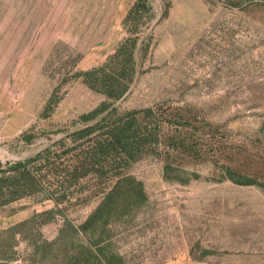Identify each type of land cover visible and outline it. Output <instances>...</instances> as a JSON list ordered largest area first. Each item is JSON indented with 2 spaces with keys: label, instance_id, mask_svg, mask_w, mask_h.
I'll return each mask as SVG.
<instances>
[{
  "label": "rangeland",
  "instance_id": "1",
  "mask_svg": "<svg viewBox=\"0 0 264 264\" xmlns=\"http://www.w3.org/2000/svg\"><path fill=\"white\" fill-rule=\"evenodd\" d=\"M133 2L0 0V163L30 157L61 129L85 124L79 116L104 97L79 73L127 36L123 19ZM146 5L149 24L119 107L167 103L194 113V132L210 150L167 174L157 157L132 162L126 173L141 189L137 204L82 231H59L60 217L40 225L45 243L27 264H264V0ZM51 206L28 197L8 202L0 230ZM95 206L66 217L78 226ZM0 243L8 259L10 240ZM12 247L7 264H25L24 241Z\"/></svg>",
  "mask_w": 264,
  "mask_h": 264
},
{
  "label": "trees",
  "instance_id": "2",
  "mask_svg": "<svg viewBox=\"0 0 264 264\" xmlns=\"http://www.w3.org/2000/svg\"><path fill=\"white\" fill-rule=\"evenodd\" d=\"M147 15L146 0H134L123 19L127 36L103 63L79 73L87 87L104 97L79 116L85 124L71 131L61 129L64 134L30 157L0 163V206L25 197L52 203L49 209L0 230V241L10 240L9 258L1 248L0 264L16 256L12 246L19 239L28 248L20 261L27 264L38 260L45 243L38 228L56 217L61 218L59 231L72 227L82 231L95 222L105 225L112 215L137 204L141 189L126 173L132 162L157 157L167 174L182 170L188 160L203 159L210 150L201 134L194 132L198 121L194 113L186 114V110L167 103L119 107L118 101L133 81L134 49L142 30L148 27ZM30 136L26 133L21 139L26 141ZM91 201L96 202L92 213L78 226L73 225L66 214Z\"/></svg>",
  "mask_w": 264,
  "mask_h": 264
}]
</instances>
